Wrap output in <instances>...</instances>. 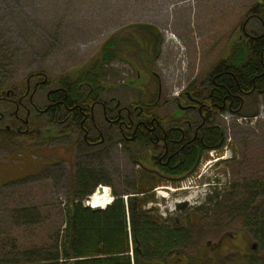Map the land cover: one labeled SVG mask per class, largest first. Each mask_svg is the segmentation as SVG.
Wrapping results in <instances>:
<instances>
[{
    "label": "rangeland",
    "instance_id": "374dc122",
    "mask_svg": "<svg viewBox=\"0 0 264 264\" xmlns=\"http://www.w3.org/2000/svg\"><path fill=\"white\" fill-rule=\"evenodd\" d=\"M255 1L0 0V87L19 88L33 74L53 80L65 73L76 75L98 56L106 40L116 35L123 40L124 35L133 33V26L150 25L161 35L153 63L147 61L139 67L135 56L128 57L130 52L138 53V44L128 42L120 46L121 56L104 66L102 73L111 69L118 72L113 92L123 102L133 100L138 89L148 84V76L155 74L162 96L158 117L169 122L182 114L176 99L182 103L188 86L204 80L231 45L237 44L241 19ZM141 48V54L146 53V46ZM136 76L139 81H135ZM38 97V103L44 104L45 94ZM262 114L264 97L253 95L237 114L217 115L215 123L225 133L221 150L210 152L194 177L155 188V202L145 209H156L159 218L169 220V226L181 225L191 232V245L180 248L184 256L195 255L201 264H264L258 241L241 221L228 218L224 209L244 195L241 186L264 181ZM70 129L75 131L72 137ZM60 133L68 137L58 140L56 153H13L10 159L7 153H0L2 164L14 157L19 160L12 164L19 166L21 173H38L0 188V260L10 252L23 259L51 253L64 225L73 175L78 179L97 176L101 183L95 186L94 194L105 186L112 199L117 195L125 202L133 196L141 169L133 154L141 158L146 153H117L115 148H121L114 140L110 145L86 149L81 145L83 134L78 125L67 126ZM111 135L114 137V132ZM93 185L91 179L86 188ZM33 210L37 221L24 223L17 218ZM179 258L173 256L172 260Z\"/></svg>",
    "mask_w": 264,
    "mask_h": 264
},
{
    "label": "trees",
    "instance_id": "16d2710c",
    "mask_svg": "<svg viewBox=\"0 0 264 264\" xmlns=\"http://www.w3.org/2000/svg\"><path fill=\"white\" fill-rule=\"evenodd\" d=\"M133 29V33L124 35L123 40L119 35L106 40L98 56L82 67L76 75L65 73L53 80L40 74H33L20 86L24 89L20 92L26 90L27 84L33 87L38 83L46 99L42 106L37 105L38 109H45L41 116L47 120V124L54 120H57L58 124L63 123L62 120L69 118L74 121L73 125L79 126L87 116L88 119L84 125L94 134L97 127L106 143L108 139H113L111 134L114 132V127L112 125L110 127V124L104 121V116L108 119L116 116V103L124 104L122 107L124 117H126L125 111H129L130 117L135 120L152 115L159 116L157 107L162 96L159 93V82L155 74H152L153 78L148 76V84L153 87L148 88L146 83L143 89H138L133 100L123 102L116 98L113 92L115 86L112 82L118 72L111 69L109 72H104V75L102 73L104 66L121 56L120 46L124 47L128 42L134 44L136 40L149 44L146 50L147 55L141 54L144 49L135 44L138 53L130 52L128 57L132 59L135 56V63L139 67L145 65L147 61L148 64L153 63L161 46V35L150 25H135ZM234 47L233 53L230 51L228 55L218 60L212 70L216 77L212 100L217 103L220 114L227 112L237 114L245 106L246 99L253 95L257 96L259 90L263 88V79L260 75L263 73L261 55H264V36L258 39L241 40ZM145 70L149 75L148 69L145 68ZM109 74L113 76L110 78ZM136 78L137 76L135 81L140 80ZM197 86L199 84L194 82L186 92L189 91L193 95L192 87ZM5 89L7 87H0V93L1 91L4 93ZM147 89L149 90L145 91ZM183 97L185 98V93ZM224 100V108L221 109ZM28 102L26 96V107L29 106V110L34 115L33 105L30 106ZM51 102H54L55 112L50 105ZM1 105L0 111L15 110L13 104ZM212 115L213 113L208 111L204 116L210 119ZM194 117L201 118L198 114L192 116ZM6 124H11V120L4 124L0 123V126ZM72 133L75 134V131L73 130ZM148 136L149 134L146 133V138ZM102 137L98 136V141H101ZM180 138L181 135L178 132H171L167 141L169 149L180 151L173 154L170 164L163 170L167 177L164 183L169 185L178 183L186 176L194 177L202 161L208 159V154L220 151L225 143L224 130L214 123H208L195 141L191 140L192 135H185L182 142H178ZM139 140L148 145V139L147 141ZM181 145H183L182 150H180ZM133 160L142 170L140 169L137 175L132 197L124 202L122 198L115 195L112 203L103 210L87 208L83 204L84 200L94 194L95 186L101 181L92 174L83 176L85 179L82 176L79 179L74 175L71 176L70 197L64 207V225L57 234L51 253L37 258L23 259L21 255L10 252L0 260V264H136L148 262L156 256L166 255L174 249L191 245L194 237L189 230L183 229L181 225L163 227L157 216L149 215V212L156 214V209H145L148 204L155 202L153 190L161 184L156 183L155 178L151 174L148 175L144 169L148 162L151 166L157 165L154 158L150 161L146 155L139 158L138 154H133ZM91 179H94L93 188H86ZM241 188L244 195L241 196L239 193L240 196L238 195L234 202L226 205L224 208L226 215L232 220L241 221L247 232L252 234L251 236L258 241L259 247L264 251V181L258 180ZM219 207L221 202L217 205V208ZM23 214L17 218L23 219L24 223L37 221L35 216L37 212L34 210ZM163 229L164 233H162ZM151 245L162 251L153 252L149 248Z\"/></svg>",
    "mask_w": 264,
    "mask_h": 264
},
{
    "label": "flooded vegetation",
    "instance_id": "af4514ba",
    "mask_svg": "<svg viewBox=\"0 0 264 264\" xmlns=\"http://www.w3.org/2000/svg\"><path fill=\"white\" fill-rule=\"evenodd\" d=\"M263 12L264 0H256L246 9L241 19V36L239 35L237 44H239L241 40H250L251 38L258 39L264 36ZM135 43L140 46L144 45L146 48L149 46L148 43H143L140 40H136ZM237 44L235 46H237ZM233 49L234 45H231L226 55H228L230 51L233 53ZM261 64L263 65V73L260 76L263 79V88L259 90V94L257 96L264 97V55H261ZM213 74V72H210L204 80L199 81V86L196 88L192 87L191 91L193 92V95H191L189 91L186 92L190 86L189 85L185 91V98L182 103L180 102V98L176 99L177 109L182 111V114L178 113V116L173 117V119L169 120V122H166V119L153 115L135 120L130 117L129 111H125L126 117H124L123 109L120 106L121 104L116 103V116L113 119H108L104 116V121L109 123L110 127L111 125L114 127V137L113 139H108V143H106V140L103 139L102 134L97 127L94 130V134L84 125L88 119L87 116H85L79 124L82 129L84 141L81 145H86V149L94 148L99 145H110L111 140H114L121 148L120 150L115 148L117 153H127V151L129 153H146L148 160L151 161V159L154 158V162L157 163L156 166L149 165V162L146 163V167L144 169L147 174H151V176L155 178L156 183L162 184L166 182L167 177L163 170L170 164L173 154L180 153L179 150L174 151L173 149H169L167 141L170 133L178 132L181 135L178 142H182L185 135H192L191 140L195 141L200 131H202L204 127H207L208 123H214V125H216L215 122L217 120V115L228 114V112L220 114L217 108V103L212 100L216 86V77ZM5 90L6 91L4 93L2 91L0 93V105L8 103L13 104V106H15V110L0 111L1 124L11 120V124L0 126V153H7V159H10L9 155L13 153H17V156H20L21 153H56L58 140L68 137L63 134L59 135L60 131L65 129L67 126H73L74 121L66 118V120H62L63 123L58 124L57 120H54L50 124H47V120L41 116L45 109H38L39 107L37 105L39 104L37 101L39 99L38 96L41 95V86L38 85V83H36L33 87H30V84H27L24 92H20V90H24L23 87H13ZM26 96L30 106L33 105L32 107L35 112L34 115H32L31 110H29L30 107L28 105V108L26 107ZM224 104L225 100L221 104V109L224 108ZM40 105L41 104H39V106ZM50 105L54 108L55 112L54 102H51ZM103 111L105 115V108ZM208 111L213 113L210 119L204 116ZM195 114L200 115L201 118H192ZM41 118L44 120V125L41 124ZM170 123L172 127L170 126ZM146 133L149 134L147 138ZM69 135L71 137L73 136L71 129L69 131ZM98 136L102 137L101 141H98ZM139 139L144 141H147L146 139H148V145H146L145 142L141 143ZM200 140H203V135L200 136ZM153 148L156 150H152ZM182 149L183 145L180 147V150ZM30 157L31 161L36 160L32 155ZM17 160L19 159L12 157L10 161H7L4 164L0 162V188L21 183V181L25 180L26 176L36 177V175H38L37 172L21 173L20 168H18L19 166L12 164L13 161ZM6 175L7 177H5ZM174 179L178 180L177 178ZM150 209L151 208H149V210ZM153 213L154 212H149V215L157 216V212L156 214ZM157 218L161 220L163 227L169 225L168 219H161L158 216ZM162 233H164V229L162 230ZM149 248L153 250V252L157 253L162 251V249H157L153 245ZM182 252H184L182 249L177 248L169 254L156 256L148 262H137L136 264H201L196 260L195 255L186 257ZM195 254H197V252ZM173 256H178L180 258L178 261H175L172 260Z\"/></svg>",
    "mask_w": 264,
    "mask_h": 264
},
{
    "label": "bare ground",
    "instance_id": "6f19581e",
    "mask_svg": "<svg viewBox=\"0 0 264 264\" xmlns=\"http://www.w3.org/2000/svg\"><path fill=\"white\" fill-rule=\"evenodd\" d=\"M163 197H167L166 193H163ZM111 200L113 199L109 193V189L105 186H102L100 187V190H98L97 193H95L92 197H90V199L87 200L86 203H87V206L90 207L91 209H97V208H104L108 206ZM185 203L186 202L184 201V204Z\"/></svg>",
    "mask_w": 264,
    "mask_h": 264
},
{
    "label": "water",
    "instance_id": "95a60500",
    "mask_svg": "<svg viewBox=\"0 0 264 264\" xmlns=\"http://www.w3.org/2000/svg\"><path fill=\"white\" fill-rule=\"evenodd\" d=\"M99 190H100V188H99Z\"/></svg>",
    "mask_w": 264,
    "mask_h": 264
}]
</instances>
